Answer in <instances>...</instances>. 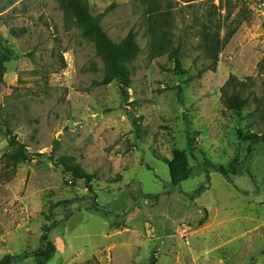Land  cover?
<instances>
[{"label": "rangeland", "instance_id": "1", "mask_svg": "<svg viewBox=\"0 0 264 264\" xmlns=\"http://www.w3.org/2000/svg\"><path fill=\"white\" fill-rule=\"evenodd\" d=\"M85 1L114 42L135 32L141 51L129 64L130 89L96 85L105 64L58 0L0 2L11 56L0 87V261L36 251L54 225L48 264H264V143L248 153L239 138L264 134V117L221 100L231 75L253 78L264 97V0ZM154 3L170 21L180 66L172 53H151ZM218 23L222 38L236 33L216 70L202 73L211 65L202 34ZM7 129L29 153L16 167L3 159L20 148ZM177 151L190 175L175 187L165 160ZM60 160L94 176L107 212L92 210L95 195ZM237 162L231 180L206 168Z\"/></svg>", "mask_w": 264, "mask_h": 264}, {"label": "trees", "instance_id": "2", "mask_svg": "<svg viewBox=\"0 0 264 264\" xmlns=\"http://www.w3.org/2000/svg\"><path fill=\"white\" fill-rule=\"evenodd\" d=\"M2 0H0L1 2ZM61 9L67 18H74L82 29V35L84 38L91 40L96 49V53L105 64V73L101 81L96 82L98 86H107L115 81H120L124 89L131 88L130 70L129 64L133 62L140 54V45L137 42L135 32L131 31L125 39L120 43L114 42L107 32L102 27V17H95L90 10V5L85 0H58ZM155 2V1H153ZM149 12V27L148 36L151 40V53L153 56H161L165 53H172L176 64L181 65V53L180 47L174 48L172 45L171 36V24L167 17H165L159 10L157 3L152 4ZM7 7L0 8V14L3 13ZM230 15H228V18ZM222 29L221 24H217V29L214 33L209 32L210 27L206 26L202 34L201 47L208 59L211 61V65L205 67L202 73L208 70L215 71L219 62V56L223 48L230 42L236 30L229 31L223 38L220 31ZM16 35L14 31L11 32ZM11 60L10 51L5 46V42L0 39V87L4 84V75L6 73L5 64ZM261 66H264V60L261 62ZM254 80L249 77L244 80L231 75L228 81L221 89V100L231 110L236 112H243L251 107L254 110L251 115L256 112H261L264 117V97H258L254 91ZM7 135L11 138L12 144L20 145V148L15 153H7L3 159L8 166L13 165L16 167L21 162H24L29 153L26 151V147L21 145L13 135L11 129H7ZM239 138L249 143L248 153H251L253 147L264 143V134H244L239 131ZM189 146L193 143V140H188ZM192 148V147H191ZM166 164L170 168L172 183L175 187L180 186L184 181H187L190 175L188 158L184 152L177 151L173 155L172 160H165ZM59 163L65 168L68 173H71L77 180H82L86 183L90 194L95 195L92 210L98 212H107V208L100 205L97 202L95 189L92 185L94 176L88 174L80 165L60 160ZM243 162L235 163L231 167H224L214 163L206 164L208 170H214L221 173L225 178L231 180L230 175H240L238 167ZM210 179L208 175V180ZM202 191V187L195 192V195H199ZM152 199H159V195L148 196ZM54 228V225L48 227L41 238V246L32 253H24L19 256L6 255L0 264H14L16 262H26L29 259H33L35 264H48L50 260L56 255L57 247L50 241L49 234Z\"/></svg>", "mask_w": 264, "mask_h": 264}, {"label": "built area", "instance_id": "3", "mask_svg": "<svg viewBox=\"0 0 264 264\" xmlns=\"http://www.w3.org/2000/svg\"><path fill=\"white\" fill-rule=\"evenodd\" d=\"M257 12L259 13V20L264 23V5H260L259 8H257Z\"/></svg>", "mask_w": 264, "mask_h": 264}]
</instances>
